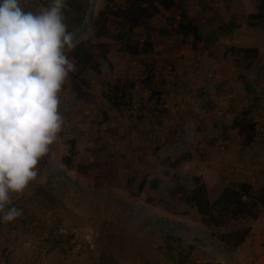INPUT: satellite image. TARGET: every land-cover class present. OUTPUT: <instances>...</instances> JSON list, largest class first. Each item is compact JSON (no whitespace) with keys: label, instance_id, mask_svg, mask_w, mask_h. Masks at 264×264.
<instances>
[{"label":"rangeland","instance_id":"374dc122","mask_svg":"<svg viewBox=\"0 0 264 264\" xmlns=\"http://www.w3.org/2000/svg\"><path fill=\"white\" fill-rule=\"evenodd\" d=\"M124 1L66 0V23L75 45L80 41L107 43L109 52L99 71L89 70V86L78 92L77 71L63 85V130L41 159L37 179L23 194L12 196L13 205L23 209L22 216L8 223L0 221V264H264V150L257 147L256 155L247 159L258 134L249 141L243 129L256 123L259 109L245 110L251 103L247 84L256 82L258 93H264V54L236 53L235 48L243 47L225 42L221 48L225 51L226 47L229 54L216 57L194 34H185L177 20L160 14L148 20L147 27L131 29L121 20H105L106 29L98 36V13L104 9L110 13ZM259 1L264 9V0ZM49 4L50 0H20L21 7L33 13ZM235 20L257 21L244 11ZM225 27L223 31L228 32ZM258 27V38H264V25ZM143 40L149 43L147 52L137 55L126 48L127 43L142 46ZM185 43L201 51L206 61L218 63L221 78L195 83L190 69L193 54L178 58V48ZM164 64H173V72L165 74ZM167 77H172L178 91L171 98L182 95L190 105L176 118L185 117L187 109L188 115H197L196 108L204 112L195 118L197 123L186 121L188 130L183 132L174 121L171 139L184 142L181 146L164 150L155 144L157 138L143 147L131 134L134 126L126 108L136 97L142 102V119L163 123L170 116L174 120L168 106L162 114L158 107L147 110L149 102L162 99L159 94ZM185 77L188 81L182 82ZM117 80L119 89L113 90ZM235 81L242 83L241 88ZM234 88L238 99L230 96ZM235 103L241 108L233 109ZM224 109L227 112L218 113ZM209 113L220 119L210 118L208 123ZM226 139L232 140L223 148ZM188 155L189 160H182ZM177 159L182 162L173 166ZM155 178L161 181L157 189L152 188ZM241 181L253 187L247 201L256 217L221 216L216 200L225 187ZM204 192L212 207L210 215L202 214L197 206ZM159 219L177 224L176 230L168 228V232L178 237L171 246L180 247L181 259L169 254ZM215 219L224 220L214 225ZM246 229V239L239 246L221 238Z\"/></svg>","mask_w":264,"mask_h":264},{"label":"clouds","instance_id":"9594fccd","mask_svg":"<svg viewBox=\"0 0 264 264\" xmlns=\"http://www.w3.org/2000/svg\"><path fill=\"white\" fill-rule=\"evenodd\" d=\"M66 0L39 13L0 0V221L22 216L13 205L38 177V165L63 130L60 93L77 71Z\"/></svg>","mask_w":264,"mask_h":264},{"label":"crops","instance_id":"0c3cea01","mask_svg":"<svg viewBox=\"0 0 264 264\" xmlns=\"http://www.w3.org/2000/svg\"><path fill=\"white\" fill-rule=\"evenodd\" d=\"M97 2H99V0H97ZM259 2V0H177L178 4L175 8L170 10L162 9L159 14L160 16L165 15L164 18L167 20L168 18L169 20L175 19L179 22V24H190L197 27V34L200 37L199 40L205 43L206 46H210L211 48H209V50H213V53L212 51L211 53L216 57L229 54V52H227L226 47L225 51H223L221 48L224 46L223 43L225 44V42L229 44V46L234 45L243 47L239 49H236L234 47L236 53L243 51L246 53L253 52L255 54L261 52L262 54H264V38H258L259 32L258 30H256V27L259 29L260 27L258 26L264 25V20L256 19V23H254L253 21H244L241 23L236 22L235 20L236 17H238L240 11H244V13H247L249 15L257 13L259 11ZM224 16L228 17L229 20L217 21V18H221ZM225 23H228V25ZM225 26H227L228 32L223 31V29L226 28ZM243 49L248 50L245 51ZM150 66L152 67V65ZM178 66L183 67L181 63H178ZM179 78V76L175 78L173 77V79L172 77H167L168 81L166 82V85H164V89H162L163 92L159 94L162 99H160L159 102L157 101L154 104H151L149 102V107L147 109L148 111L152 112L153 108L156 109L158 107L161 111L159 113L162 114L165 111V107L168 106V112L171 113V115L173 116V118L175 117V119L171 120L170 116H166L165 118L168 122H163L165 128L162 132H158L154 129L155 121H149L147 117H145L147 120L143 118L142 129L136 133L139 141L141 140L142 142L141 146L149 145L152 139L156 140L157 138L158 141L155 144L157 146H160L164 150H168L171 147L176 146L177 144V146H181V144H184V142L175 143L171 139V135H173L174 128L173 123L174 121H176V124L179 118H176L177 114L173 112L175 100L174 97L173 99L171 98L173 95L175 96L178 91L175 88V84L173 83V81H170V79L177 81ZM234 83H236L239 87L242 85V83L240 85V83H238L237 81H235ZM255 87L256 82L247 84L248 98L251 99V103L250 105H247L245 110H250L251 107L255 108V110L257 109V111L258 109L264 110V93L261 95L260 93H258V89H256ZM156 90L158 89L156 88ZM173 90L175 91V93ZM254 91H256V94L252 93ZM202 93L204 94V96L208 94L207 92L205 93V90H203ZM161 103H164L165 105H162ZM188 106H190L189 103L187 104V107ZM239 108L241 107H237L236 103L233 104V109ZM191 110L193 111V108ZM203 112L204 111H202L201 114H197L198 116H194L191 114L188 115L187 113L191 112L189 111V109H187L183 112L185 117L182 118L188 123H197L198 120L195 118L201 117ZM225 112L227 111L224 109L220 110L218 113L223 114ZM211 114L212 113L207 114L208 123H211V121H209L210 118L214 120L220 119L211 117ZM257 118L258 115L256 116V120ZM261 121L264 125V112L263 116L261 117ZM256 138L257 139L254 140L250 145V152L252 151L253 154L246 155L247 159L250 157L253 158L256 155L257 151L255 150L257 149V147H259L258 149L264 150V132L262 134H258Z\"/></svg>","mask_w":264,"mask_h":264},{"label":"trees","instance_id":"16d2710c","mask_svg":"<svg viewBox=\"0 0 264 264\" xmlns=\"http://www.w3.org/2000/svg\"><path fill=\"white\" fill-rule=\"evenodd\" d=\"M105 1H107V3L113 2V0ZM177 4V0H125L123 5H119L117 9H111L110 13H108L106 9L98 13L95 19V23L98 26L96 34L98 36L103 35V32L106 29L107 25L105 24V20L107 22L109 20L113 22L121 20L120 22L123 24V26H129L130 29L139 26L147 27L148 20L152 19L157 14H159L162 9L170 10L175 8ZM251 16L256 18L257 20H264L263 6L259 4V11L255 14H252ZM180 27L186 32L185 34L192 33L196 36L197 39L200 38L197 34V27L190 24H180ZM142 42H144L142 46H140V44L138 43L131 45L130 43H127L126 48H128V51L130 53L137 55L149 51L150 46L148 41L143 40ZM243 50L247 51L248 49ZM108 52L109 46L107 43L88 44L87 41H82L75 45V48L71 49L69 56L70 58L74 59V62L77 67V73H79V78L77 79L79 83L76 84L78 92L84 86H89L91 80L89 70L93 69L99 71V68L101 66V60L106 59ZM74 75L77 76L76 74ZM119 83L120 81L117 80L114 84L113 90L119 89ZM179 120H183V118H179ZM243 129L245 130V133L247 134V139L249 141H253L254 136H256V134H259L257 131L256 123L254 122L248 123L246 128ZM190 157L191 155L184 156L185 159L182 160L187 161L190 159ZM182 160H175L173 166H177L178 164H180V162H182ZM160 182V179H153L152 188L157 189L160 185ZM145 184L146 181L144 180L141 183V188ZM201 188H204V185H201ZM252 189V185L247 182L234 183V185L232 186L225 187L223 193L215 202V204L219 207L218 212L221 213V216L231 213L233 215L238 216L251 215L253 217H256V215L252 214L254 206H252V204L247 201V199L250 198L252 195ZM199 200L201 201L198 203L197 206L198 208H200V212L204 215H210V213H208V208L210 207L211 211L212 207L209 204V198L207 193L204 192V196L200 197ZM262 202H264V198H262ZM27 216L32 219L31 215ZM222 220L224 219H215L213 223L214 225H221L223 223ZM158 224L163 229H165V235L168 239V244L170 246L169 254H172L174 259H181L183 251L180 249V247L176 246L174 248L173 246H171L172 243L178 240V237H173L168 232V228L176 230L177 224L162 219L158 220ZM247 232L248 229H246L245 231H236L234 233L229 234L225 233L224 235H221V238L225 240L226 244L236 247L239 246L245 240ZM228 238L230 240H228ZM233 238L235 239L233 240Z\"/></svg>","mask_w":264,"mask_h":264},{"label":"built area","instance_id":"2783aa9c","mask_svg":"<svg viewBox=\"0 0 264 264\" xmlns=\"http://www.w3.org/2000/svg\"><path fill=\"white\" fill-rule=\"evenodd\" d=\"M188 53L193 54V60L191 63V75H192V80L195 83H200L203 80H211V79H219L221 78V72L219 69L218 63L215 61H206L204 59V55L201 51H196L193 50V45L185 43L181 47L178 48V58L181 60L183 57L188 56ZM174 66L173 64H164L163 71L165 74L173 72ZM188 81V78L185 77L182 79V82ZM264 92V85L262 88ZM138 95V94H136ZM178 96V95H177ZM176 96L174 106H173V112L178 114L179 112L183 111L187 107V102L183 99L182 95H179L178 97ZM230 96L232 98H239V93L237 92V89L234 88ZM195 111L198 114L202 113V110L200 108H196ZM126 112L128 113L130 120L134 126L133 131L131 134L133 136H137V132H139L142 129V118L141 116L143 115V107H142V102L140 101V98H134L132 101L130 107L126 108ZM264 110L259 109L258 111V118L255 121L256 122V127L257 131L259 134H262L264 132V125L263 122L261 121V117L263 115ZM258 122V123H257ZM165 126L161 121H155L154 129L158 132H162L164 130ZM176 128L180 131H186L188 130V124L187 122L183 120H178L176 123ZM192 135H194L192 133ZM234 138V136H232ZM232 139H226L223 143V148H226L227 144L230 143Z\"/></svg>","mask_w":264,"mask_h":264}]
</instances>
